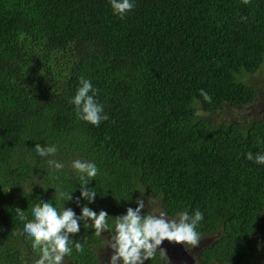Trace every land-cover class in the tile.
Masks as SVG:
<instances>
[{
    "label": "trees",
    "instance_id": "obj_1",
    "mask_svg": "<svg viewBox=\"0 0 264 264\" xmlns=\"http://www.w3.org/2000/svg\"><path fill=\"white\" fill-rule=\"evenodd\" d=\"M259 72L264 0H135L124 19L109 0H0V264H33L15 209L31 219L38 200L59 207L56 187L79 196L75 159L99 168L88 206L108 212L109 233L149 199L146 214L151 201L169 218L203 212L200 240H213L200 264H264V166L246 159L264 153V120L213 116L253 106L248 77ZM81 77L109 117L99 127L70 102ZM37 143L55 147L49 159L64 169H49ZM80 235L84 251L64 264H94L105 248L93 229ZM169 262L157 252L145 264Z\"/></svg>",
    "mask_w": 264,
    "mask_h": 264
},
{
    "label": "clouds",
    "instance_id": "obj_2",
    "mask_svg": "<svg viewBox=\"0 0 264 264\" xmlns=\"http://www.w3.org/2000/svg\"><path fill=\"white\" fill-rule=\"evenodd\" d=\"M109 3L113 15L120 19H124L135 8V0H109ZM244 3H250V0H244ZM98 92L90 79L81 77L76 94L70 101L76 117L95 127L109 118L97 99ZM200 96L205 102H212V97L203 89L200 90ZM34 151L47 160L49 169H64V163L49 159L55 154V147L37 143ZM246 159L264 166V153L253 155L248 152ZM71 168L79 180V196L74 195L77 188L69 190L56 187L54 194L59 207L50 200H38L30 208L31 219L24 210L15 209L18 220L23 223L22 234L30 249L37 253L33 264H64L65 257L71 256L73 250L82 253L84 248L79 238L84 228L93 229L97 237L105 231L113 230L108 223L110 216L106 210L97 212L88 206L94 204L99 195L95 186L90 187L99 173L97 164L94 161L75 159ZM134 203L135 208L127 207L125 214L115 217L110 264H145L153 260L157 252L166 255L164 250L158 251L164 241L191 247L198 245L201 233L197 228L204 220L200 210H195L191 215L188 211H180L175 218H169L164 210H158V214H146L144 199L137 198ZM68 204L79 208V214L73 207H67Z\"/></svg>",
    "mask_w": 264,
    "mask_h": 264
},
{
    "label": "rangeland",
    "instance_id": "obj_3",
    "mask_svg": "<svg viewBox=\"0 0 264 264\" xmlns=\"http://www.w3.org/2000/svg\"><path fill=\"white\" fill-rule=\"evenodd\" d=\"M249 84L253 86H257V90L260 91V97L258 101L253 106H248L242 109H236L232 107H225V109L219 112L217 115H213L214 117H218L220 120L224 122H240L245 123L250 121L251 119H262L264 120V74L263 72H259L257 75L248 77ZM149 199L147 200V202ZM147 202L145 207L147 206ZM151 209H155L156 202L151 201L149 203ZM149 209V208H148ZM152 214H158V211H153ZM112 234V232L110 233ZM114 235V234H113ZM112 240V239H111ZM213 240L212 236H209L205 239L199 241L198 245L195 247L187 246V245H177L174 242L164 241L158 250H164L166 252L169 251V255L175 260L176 264H200L197 261L198 255L201 250L208 246ZM257 243L264 250V237L257 240ZM173 244L174 248H171ZM108 243L105 244V247H108ZM167 253V252H166ZM113 255V251L107 250L100 253V256L105 257L104 261L107 258H111ZM175 257V258H174ZM65 261V260H64Z\"/></svg>",
    "mask_w": 264,
    "mask_h": 264
},
{
    "label": "flooded vegetation",
    "instance_id": "obj_4",
    "mask_svg": "<svg viewBox=\"0 0 264 264\" xmlns=\"http://www.w3.org/2000/svg\"><path fill=\"white\" fill-rule=\"evenodd\" d=\"M146 211L147 212L149 211L152 214L153 211H156V209H152V210L146 209ZM112 237H113V234H110L109 231H105L102 233V239L104 240L105 244L108 243L109 245H108V247L104 246L105 248L100 251L101 253L104 251H107V250H111V252L113 251V249L111 248ZM171 248H174L173 244L171 245ZM104 259H105V257L99 256V254H98L97 259L95 260L94 264H110V258H107L105 261H104ZM169 264H170V262H169Z\"/></svg>",
    "mask_w": 264,
    "mask_h": 264
},
{
    "label": "water",
    "instance_id": "obj_5",
    "mask_svg": "<svg viewBox=\"0 0 264 264\" xmlns=\"http://www.w3.org/2000/svg\"><path fill=\"white\" fill-rule=\"evenodd\" d=\"M166 252H167V253H166L167 256L169 257L170 264H176V263H175V260L171 257V255H169V253H168L169 251L166 250ZM174 258H175V257H174Z\"/></svg>",
    "mask_w": 264,
    "mask_h": 264
}]
</instances>
